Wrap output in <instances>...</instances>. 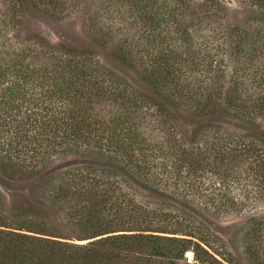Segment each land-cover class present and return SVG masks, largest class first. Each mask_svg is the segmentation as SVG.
Returning <instances> with one entry per match:
<instances>
[{
	"label": "trees",
	"instance_id": "16d2710c",
	"mask_svg": "<svg viewBox=\"0 0 264 264\" xmlns=\"http://www.w3.org/2000/svg\"><path fill=\"white\" fill-rule=\"evenodd\" d=\"M112 1L0 0V170L42 181L37 206L0 188V264H241L195 205L248 216L245 254L264 264V0L243 17L167 0L115 30ZM27 7L79 16L146 90L90 49L24 36Z\"/></svg>",
	"mask_w": 264,
	"mask_h": 264
},
{
	"label": "rangeland",
	"instance_id": "374dc122",
	"mask_svg": "<svg viewBox=\"0 0 264 264\" xmlns=\"http://www.w3.org/2000/svg\"><path fill=\"white\" fill-rule=\"evenodd\" d=\"M155 3L153 4V2ZM229 11L236 17H243L244 15H253L254 11L247 8L242 4L241 0H223ZM167 0H115L110 2V11L113 12L111 19L106 20V27L112 26L115 29L135 27V25L141 24L138 16L145 11V5L153 7L155 10H163ZM100 5V1H99ZM1 7V6H0ZM144 7V8H143ZM109 18V15L107 16ZM2 24L0 21V29ZM37 33L51 42L56 44H66L71 47H77L79 49H90L97 54L101 62L108 68L116 71L121 76L125 77L131 84L137 89L145 91L146 87L143 83L128 70L118 59L115 53L114 42L107 46L93 45L87 38L85 29L81 26L79 16H71L67 19L51 18L40 13L33 11L30 7H27V19L23 28V35H29L30 33ZM183 122L189 126L194 127L197 122L181 116ZM215 121V120H212ZM216 121L233 130H247L246 127L240 125L237 122L227 120L225 118H218ZM262 128L258 129V132L264 136V121ZM76 161L70 160L57 164L50 169L51 171L64 169L71 165H74ZM50 172V171H49ZM41 180L30 179H7L0 170V188L9 197L11 203L16 205H34L36 199L41 192ZM195 215L208 224L211 229L222 236L232 248V251L241 264H249L248 256L245 254V241L242 236L243 228L248 224V216L238 218H227V216H213L206 213L196 205L193 207ZM259 212V211H258Z\"/></svg>",
	"mask_w": 264,
	"mask_h": 264
},
{
	"label": "water",
	"instance_id": "95a60500",
	"mask_svg": "<svg viewBox=\"0 0 264 264\" xmlns=\"http://www.w3.org/2000/svg\"><path fill=\"white\" fill-rule=\"evenodd\" d=\"M187 257H188V262L189 263H193V259H194L193 253L189 252L187 254Z\"/></svg>",
	"mask_w": 264,
	"mask_h": 264
}]
</instances>
